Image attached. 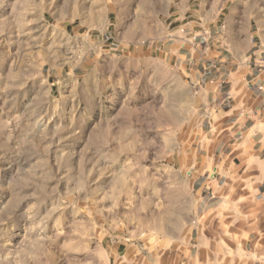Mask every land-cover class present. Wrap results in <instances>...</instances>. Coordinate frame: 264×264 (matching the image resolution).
I'll return each mask as SVG.
<instances>
[{"label": "rangeland", "instance_id": "1", "mask_svg": "<svg viewBox=\"0 0 264 264\" xmlns=\"http://www.w3.org/2000/svg\"><path fill=\"white\" fill-rule=\"evenodd\" d=\"M210 1L0 0V264H114L111 237L161 264Z\"/></svg>", "mask_w": 264, "mask_h": 264}, {"label": "crops", "instance_id": "2", "mask_svg": "<svg viewBox=\"0 0 264 264\" xmlns=\"http://www.w3.org/2000/svg\"><path fill=\"white\" fill-rule=\"evenodd\" d=\"M209 5L220 34L189 61L203 118L186 194L161 198V264H264V0ZM107 239L114 264H152Z\"/></svg>", "mask_w": 264, "mask_h": 264}]
</instances>
